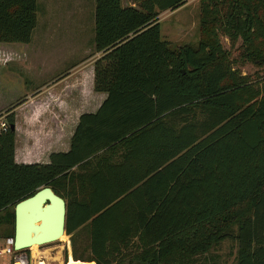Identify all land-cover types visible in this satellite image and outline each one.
<instances>
[{
    "label": "trees",
    "instance_id": "obj_1",
    "mask_svg": "<svg viewBox=\"0 0 264 264\" xmlns=\"http://www.w3.org/2000/svg\"><path fill=\"white\" fill-rule=\"evenodd\" d=\"M186 1L94 0L93 88L106 99L45 164L16 162L7 114L1 239L16 203L50 187L66 202L65 236H86L87 260L72 251L66 263L213 264L231 241L235 264H264V83L232 70H264V0H199L205 39L171 49L158 16ZM36 13L37 0H0V44H28Z\"/></svg>",
    "mask_w": 264,
    "mask_h": 264
},
{
    "label": "rangeland",
    "instance_id": "obj_2",
    "mask_svg": "<svg viewBox=\"0 0 264 264\" xmlns=\"http://www.w3.org/2000/svg\"><path fill=\"white\" fill-rule=\"evenodd\" d=\"M125 4L129 5V0H123V5ZM93 12L94 0H37V24L32 31L30 42L28 44H0V83L6 81L7 84L3 85L5 90L18 91L20 86L24 89L26 86L24 84L28 82L40 88L58 79L70 67L81 62H83L81 66L87 67L90 61L100 57V54L95 53L92 42L94 37ZM158 22L161 38L170 44L171 49L185 45L196 48L199 42L205 39L199 29L201 22L199 0H187L183 6L174 11L161 13L158 16ZM220 41L225 50L230 49L227 39L221 37ZM237 58V52L231 50L229 60L234 62ZM232 70L238 71L241 76L251 79L258 78V81L264 83V70L251 64H242L237 61L232 66ZM89 76V72L84 74L83 86L89 88L90 92L91 78ZM18 78L19 82H17ZM10 95L1 94L0 96V118L3 120L7 114L21 105L12 103L13 97ZM44 105V102L33 103L34 112H42ZM206 117L205 114L200 113L197 117V124L204 123ZM33 140L37 144L42 139L41 136L34 135ZM35 148L37 149L29 151V154L33 155L29 157L30 160H39L34 156L38 154L44 156L47 153L38 144ZM18 153H20V145H18ZM42 162L47 163L48 159ZM8 229V226L1 227L0 247L3 244L1 235ZM56 246L60 247L61 254L52 252L51 256H47L51 264H68L65 262V254L67 252L71 258L72 251H76L79 259L87 260L88 258L85 234L78 235L73 245L69 237L64 235L58 242L44 245L40 250H52ZM33 252H36V247H33ZM235 255L236 246H233L231 241H225L210 251L208 261L213 264H235ZM73 262L77 261L73 260ZM0 264H11V258L9 256L0 257Z\"/></svg>",
    "mask_w": 264,
    "mask_h": 264
},
{
    "label": "crops",
    "instance_id": "obj_3",
    "mask_svg": "<svg viewBox=\"0 0 264 264\" xmlns=\"http://www.w3.org/2000/svg\"><path fill=\"white\" fill-rule=\"evenodd\" d=\"M122 6L131 5H123L122 0ZM93 40L94 37L92 42ZM98 54L100 57L96 60L102 57L101 53ZM96 60L90 61L86 65L87 67L81 66L83 62L72 66L58 79L50 81L49 84L40 88L28 82L24 84L26 85L24 89L20 86L18 91H8L3 86L7 84L6 81L0 83V96L1 94H11L12 103L21 104L13 110L15 118V160L17 163L32 164L31 162L39 161V164H45L42 161L48 159L51 153L68 151L70 138L77 127L80 116L95 113L106 99V94L96 92L93 88ZM86 72H89L91 78L90 92L89 88L83 86V78ZM17 82H19V78ZM20 83H22L21 80ZM37 102L45 103L42 112H34L32 105ZM34 135L41 136L42 140L37 144L47 152L44 156H42L43 154L34 156L39 160H30L29 158L33 157L29 151L37 149L35 148L37 144L33 140ZM18 145H20V153H18Z\"/></svg>",
    "mask_w": 264,
    "mask_h": 264
},
{
    "label": "water",
    "instance_id": "obj_4",
    "mask_svg": "<svg viewBox=\"0 0 264 264\" xmlns=\"http://www.w3.org/2000/svg\"><path fill=\"white\" fill-rule=\"evenodd\" d=\"M11 128L14 130V126ZM65 222V200L50 187L38 189L14 206V250L22 251L33 245L40 247L58 242L65 235Z\"/></svg>",
    "mask_w": 264,
    "mask_h": 264
},
{
    "label": "built area",
    "instance_id": "obj_5",
    "mask_svg": "<svg viewBox=\"0 0 264 264\" xmlns=\"http://www.w3.org/2000/svg\"><path fill=\"white\" fill-rule=\"evenodd\" d=\"M7 129L5 120L0 118V132H4ZM0 247V257L9 256L11 258V264H51L47 256H51L52 252L61 254L59 246L49 250H40L43 246L37 247L36 252H33L31 248L22 251H16L13 248V237H8L2 240ZM49 245V244H48Z\"/></svg>",
    "mask_w": 264,
    "mask_h": 264
},
{
    "label": "bare ground",
    "instance_id": "obj_6",
    "mask_svg": "<svg viewBox=\"0 0 264 264\" xmlns=\"http://www.w3.org/2000/svg\"><path fill=\"white\" fill-rule=\"evenodd\" d=\"M63 237H61V239H62ZM33 247H36L37 248V246L36 245H33V246H31V249L33 250ZM49 257V256H48ZM54 259V258H53ZM56 261V260H55ZM61 263V262H60ZM73 262H70V263H68V264H72ZM82 264H84V263H82Z\"/></svg>",
    "mask_w": 264,
    "mask_h": 264
},
{
    "label": "flooded vegetation",
    "instance_id": "obj_7",
    "mask_svg": "<svg viewBox=\"0 0 264 264\" xmlns=\"http://www.w3.org/2000/svg\"><path fill=\"white\" fill-rule=\"evenodd\" d=\"M13 231H14V208H13Z\"/></svg>",
    "mask_w": 264,
    "mask_h": 264
}]
</instances>
